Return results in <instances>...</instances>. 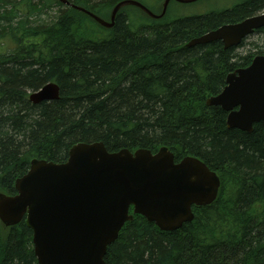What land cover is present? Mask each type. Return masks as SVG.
<instances>
[{"label":"trees","instance_id":"obj_1","mask_svg":"<svg viewBox=\"0 0 264 264\" xmlns=\"http://www.w3.org/2000/svg\"><path fill=\"white\" fill-rule=\"evenodd\" d=\"M69 1L109 22L125 0ZM135 1L161 14L165 0ZM234 1L192 16H174L171 1L159 20L129 6L106 29L57 0H0V193L16 194L32 160L64 163L77 143L102 142L111 153L166 147L176 163L196 157L217 173L216 201L194 207V220L173 232L135 215L105 264H264V124L252 134L228 129V113L206 105L264 46L245 55L237 50L246 40L187 47L264 13V0ZM253 35L264 38V28ZM47 83L59 86V100L32 104ZM32 237L24 220L0 223V264H38Z\"/></svg>","mask_w":264,"mask_h":264},{"label":"water","instance_id":"obj_2","mask_svg":"<svg viewBox=\"0 0 264 264\" xmlns=\"http://www.w3.org/2000/svg\"><path fill=\"white\" fill-rule=\"evenodd\" d=\"M70 6L69 0H58ZM172 0H165L157 15L135 0L115 6L110 21L86 9L72 6L106 29H112L119 11L133 6L151 19H162ZM191 4L199 0H174ZM264 28V13L224 25L187 45L192 48L221 42L237 48ZM60 98V88L47 83L30 94L39 105ZM208 107L228 113L227 128L248 134L264 124V56H256L247 68L229 74L226 87L207 99ZM221 181L216 172L196 157L179 163L168 148L157 153L146 149H122L110 153L102 142L77 143L64 163L34 159L29 172L16 180L15 196L0 193V222L5 227L23 219L32 231L38 264H105L108 248L134 215L144 217L163 232H173L194 220V207L213 204ZM133 214H130V210Z\"/></svg>","mask_w":264,"mask_h":264},{"label":"rangeland","instance_id":"obj_3","mask_svg":"<svg viewBox=\"0 0 264 264\" xmlns=\"http://www.w3.org/2000/svg\"><path fill=\"white\" fill-rule=\"evenodd\" d=\"M152 1L153 0H149L150 3H155ZM234 3V0H200L191 4L175 3L172 5V10L174 16L202 15L213 10H220L231 7ZM53 11H56V9H53L52 12L48 11L47 9L46 13L51 15L53 13V15H55ZM251 44H257L258 46L263 47L264 38L259 35H252L245 41V46L243 48L238 49L237 51L245 55L247 51L253 48ZM253 52H255V49H253Z\"/></svg>","mask_w":264,"mask_h":264},{"label":"bare ground","instance_id":"obj_4","mask_svg":"<svg viewBox=\"0 0 264 264\" xmlns=\"http://www.w3.org/2000/svg\"><path fill=\"white\" fill-rule=\"evenodd\" d=\"M84 9V8H83ZM78 11V10H77ZM78 12H80V11H78Z\"/></svg>","mask_w":264,"mask_h":264}]
</instances>
